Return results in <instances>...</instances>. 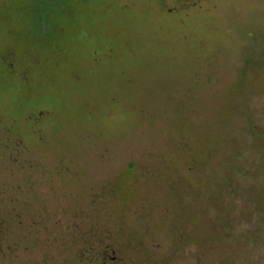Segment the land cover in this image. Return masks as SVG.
I'll use <instances>...</instances> for the list:
<instances>
[{"label":"rangeland","instance_id":"1","mask_svg":"<svg viewBox=\"0 0 264 264\" xmlns=\"http://www.w3.org/2000/svg\"><path fill=\"white\" fill-rule=\"evenodd\" d=\"M0 123V264L264 257V0H0Z\"/></svg>","mask_w":264,"mask_h":264},{"label":"flooded vegetation","instance_id":"2","mask_svg":"<svg viewBox=\"0 0 264 264\" xmlns=\"http://www.w3.org/2000/svg\"><path fill=\"white\" fill-rule=\"evenodd\" d=\"M5 59H6V56L5 55H2ZM20 144L22 146H20ZM20 148V150H18ZM29 153V148L28 146H26L22 140H20V137L18 135V133H13L12 130L10 129H3V126L2 124L0 123V163L2 162V154H23V153ZM17 156V155H16ZM14 167V166H13ZM17 168V166H16ZM5 168H1L0 166V171L3 170ZM18 169V168H17ZM11 172H12V169L10 168ZM7 171V170H6ZM13 174V173H12ZM19 178L18 179H13V181H21L23 179V177H21V173L19 172ZM5 178V177H4ZM1 179V178H0ZM29 181V180H28ZM209 222L208 221V217H204V222ZM208 231V226H205L204 227V230H203V234H204V241L203 242H199L202 249L204 250L203 252V258L201 259H198L197 263H194V264H209V258L207 256V251L209 250V242L208 241H205V235ZM192 234H194V232H192ZM129 245V244H127ZM176 245V249L177 250H180L182 249L181 246H183V244H180V243H174V246ZM225 247V246H224ZM227 247V245H226ZM112 248V246L110 244H106L104 245L101 249L97 250L96 252L92 253L90 258L88 259L89 263L90 264H106L108 262H114L116 261L118 258L114 255V250L111 249V253L108 252V250ZM230 248H232V250H234L235 252H237V257H232L230 255V253L226 252L225 254V262L226 261H241L239 259V255H243V251L241 250L242 247L240 246H230ZM240 252V253H239ZM224 262V263H225ZM235 264H240V263H235ZM242 264V262H241ZM247 264H264V257L262 258H256L255 261L251 262V263H247Z\"/></svg>","mask_w":264,"mask_h":264}]
</instances>
